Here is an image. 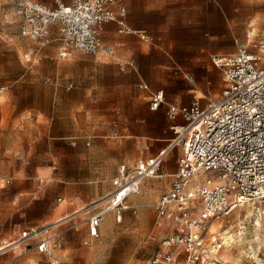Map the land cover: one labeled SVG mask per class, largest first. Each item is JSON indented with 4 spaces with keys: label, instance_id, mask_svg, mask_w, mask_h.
I'll list each match as a JSON object with an SVG mask.
<instances>
[{
    "label": "rangeland",
    "instance_id": "374dc122",
    "mask_svg": "<svg viewBox=\"0 0 264 264\" xmlns=\"http://www.w3.org/2000/svg\"><path fill=\"white\" fill-rule=\"evenodd\" d=\"M214 5L215 21L217 12L230 10L229 26L215 39L228 49L223 52L256 41L264 29V0H214ZM14 18L7 0H0V246L16 242L0 250V264H49L36 250L41 238H49L53 255L64 264H145L172 230L166 220L158 224L154 203L161 193L152 182L164 180L165 189L170 179L165 168H176L179 150L166 156L160 176L144 179L121 222L106 216L98 236H89L88 217L110 193L118 166L132 168L139 158L152 156V146L131 137L140 119L152 117L138 99L137 85L122 77L116 82L105 72L101 60L111 57L78 50L61 57L52 41L37 60L35 44L19 33ZM255 205L262 230L252 240L247 210ZM60 217L65 218L57 221ZM213 221L219 222L216 231L208 233L209 227L205 234L211 252L199 264H264V205L249 202ZM224 244L226 258L217 254Z\"/></svg>",
    "mask_w": 264,
    "mask_h": 264
},
{
    "label": "built area",
    "instance_id": "2783aa9c",
    "mask_svg": "<svg viewBox=\"0 0 264 264\" xmlns=\"http://www.w3.org/2000/svg\"><path fill=\"white\" fill-rule=\"evenodd\" d=\"M7 2L15 17L11 21L35 44L31 52L37 60L42 58L41 50L54 40L51 25L57 26L61 57L73 50L113 54L114 49L102 40L104 25L110 21H117L126 32L142 39L149 38L145 30L131 29L124 23L125 7L116 0H54L53 5L39 0ZM210 59L222 72L218 97L205 105L201 97L188 104L168 103L166 116L174 133L169 147L138 159L132 168L121 165L113 190L88 217L92 237L98 236L106 212L115 211L119 221L121 211L131 207L126 198L138 194L142 181L157 175L168 151L179 146L181 152L168 189L154 203L157 217L171 221L172 230L145 264L203 263L211 252L205 245V234L212 220L245 203L264 205V29L256 41L239 44L232 53L212 54ZM117 63L121 70L134 66L133 59ZM185 77L193 80L190 73ZM138 86L148 88L145 82ZM158 90L164 91L157 89L150 94L151 110L161 104ZM36 249L49 257V264H64L54 257L49 238L39 239Z\"/></svg>",
    "mask_w": 264,
    "mask_h": 264
},
{
    "label": "crops",
    "instance_id": "0c3cea01",
    "mask_svg": "<svg viewBox=\"0 0 264 264\" xmlns=\"http://www.w3.org/2000/svg\"><path fill=\"white\" fill-rule=\"evenodd\" d=\"M44 1L50 3V0ZM64 1L69 2V0ZM116 3L125 7L124 23L131 29L145 30L149 38L142 39L136 33L126 32L117 21L107 22L102 31V40L114 49V53L104 54L113 60H101V63L107 74L113 75L119 80L114 79L116 82H123L119 79L122 77L137 86L141 82L148 84L147 89L138 86V99L152 119H140L131 137L137 138L139 143L147 146V149H149L148 146H152L150 153L155 155L160 150L167 149L172 139L170 121L166 116L169 101L188 104L194 97H201V103L205 105L208 100L218 97L222 89V72L212 64L210 57L215 53H232L223 52L228 49L215 45V39L222 36L220 34L230 24V10L227 6L225 12H217L218 20L215 21L214 0H116ZM226 11L229 12L226 13ZM215 26L217 30H215ZM49 32L53 41L58 44L56 40L57 26L54 28V25H51ZM57 46L59 48V45ZM126 59H133L134 66H127L121 70L117 62ZM187 73L193 75V80L185 77ZM157 89L166 91L168 99L162 107L151 110L149 108L150 94ZM203 99L208 100L203 103ZM167 141L168 143H166ZM175 150H179L180 154L179 146L171 148L165 155L162 165L166 156L171 155ZM178 156L176 157V167ZM121 165L126 166L125 164ZM121 165L118 166L117 173L111 180L110 192L114 188L113 180L118 175ZM175 170L176 168L169 164L164 172L171 179ZM160 175L158 173L155 176ZM170 179L164 190H162L164 180L152 182L156 188V194H162L168 189ZM132 196L134 195H129L126 198V203L129 204ZM102 204L100 202L99 205L102 206ZM125 210L128 209L121 211L119 221L115 211L106 212L101 224L106 216L112 218L116 223L121 222ZM159 219V225L165 220L173 225L167 219Z\"/></svg>",
    "mask_w": 264,
    "mask_h": 264
},
{
    "label": "bare ground",
    "instance_id": "6f19581e",
    "mask_svg": "<svg viewBox=\"0 0 264 264\" xmlns=\"http://www.w3.org/2000/svg\"><path fill=\"white\" fill-rule=\"evenodd\" d=\"M246 204V203H245ZM65 205V203L64 202H62L60 205H59V208H62L63 206ZM244 205V204H243ZM253 209H255V212L253 211V209H250V208H248V210H247V215H249L250 217L252 216L253 218H252V230H251V232H252V235L250 236V239H252V240H256L258 237H259V235L261 234V230H262V216H261V213H260V207L259 206H257V205H255V206H253L252 207ZM79 210H76L75 212H78ZM74 215V214H73ZM76 215V214H75ZM68 217V216H67ZM65 217H60L57 221H62V219H64ZM213 221V220H212ZM210 222V225H209V231H208V233H211V232H214V231H216V229H217V226H218V224H219V222L217 223V222ZM58 223V222H57ZM54 225V224H53ZM238 232H240V231H238ZM228 238H229V240H233V234L231 233V234H229L228 235ZM240 240V239H239ZM224 242H228V239L226 238L225 240H224ZM16 243V242H15ZM14 242H12V243H8V244H6V245H3V246H0V250H2V249H4L5 247H7V246H10V245H14L15 244ZM223 244V243H222ZM221 244V245H222ZM229 244V243H228ZM228 244H224L225 246L223 247L224 249H222L221 251L219 250V251H217V254H219V256L221 255V256H223L224 258H226L227 256H228V254H227V252H228ZM231 246V245H230ZM251 257V256H250Z\"/></svg>",
    "mask_w": 264,
    "mask_h": 264
},
{
    "label": "snow or ice",
    "instance_id": "6c2138e0",
    "mask_svg": "<svg viewBox=\"0 0 264 264\" xmlns=\"http://www.w3.org/2000/svg\"><path fill=\"white\" fill-rule=\"evenodd\" d=\"M189 79H191V76H189ZM157 98L161 101V104H159V105H153V108L154 109L159 108V107H162L163 106V103L165 101H167V99H168L167 98V92L166 91H160V90H158V92H157ZM169 103H172V102L169 101ZM171 110L174 111L175 109H171ZM161 155H163V153H161ZM153 163H155V162H153ZM116 198H117V200H119L120 199V195L118 194ZM25 235H27V234H25ZM40 250L41 251L44 250V246L43 245L40 246Z\"/></svg>",
    "mask_w": 264,
    "mask_h": 264
}]
</instances>
